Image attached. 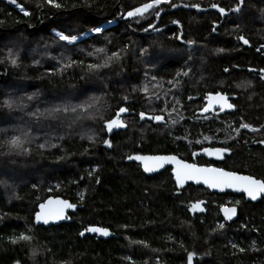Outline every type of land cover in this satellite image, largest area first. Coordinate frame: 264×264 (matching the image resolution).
Wrapping results in <instances>:
<instances>
[{
	"label": "trees",
	"instance_id": "trees-1",
	"mask_svg": "<svg viewBox=\"0 0 264 264\" xmlns=\"http://www.w3.org/2000/svg\"><path fill=\"white\" fill-rule=\"evenodd\" d=\"M18 2L30 16L0 0V129L5 130L0 141L27 132L31 143L25 146L31 151L0 147V264H187V252L195 253L192 264H264V197L249 202L243 195L214 194L193 185L177 194L167 171L146 176L127 159L173 154L264 179V145L256 143L264 140V130L233 131L241 120L255 128L264 125V85L252 80L250 88L237 87L248 78L247 67L264 68V49L257 51L264 44V0H245L241 12L224 16L210 5L227 10L236 0H170L178 7L162 3L159 17L150 10L142 18L124 16L147 0H58L59 9L37 7V0ZM185 4H199L200 10ZM107 22L113 23L102 34L88 32ZM56 32L83 37L69 45ZM239 35L250 46L238 41ZM125 46L120 61L99 71L87 69L104 56H88L89 51L105 48L110 55ZM9 49L18 57L16 66L6 58ZM141 49L148 51L141 55ZM66 58L84 65L51 74ZM182 71L188 76L176 77ZM174 77L179 80L175 87L169 83ZM224 90L237 97L234 112L208 119L198 115L206 93ZM90 97L99 98L96 109L75 123L48 115L55 105ZM5 100L15 101L13 107ZM120 107L129 109L120 117L125 127L109 133L104 123ZM140 112L160 114L163 123L141 120ZM106 139L111 147L103 143ZM221 146L231 149L221 161L193 159L200 149ZM49 197L76 206L69 223L33 224L39 203ZM200 200L204 212L191 215L190 204ZM220 205L235 206L236 221L224 223ZM218 223L224 229L213 231ZM90 226L107 228L114 237H79ZM22 232L35 238L9 243ZM133 240L147 241L149 247ZM253 241L258 250H251ZM233 243L246 251L239 253Z\"/></svg>",
	"mask_w": 264,
	"mask_h": 264
},
{
	"label": "snow or ice",
	"instance_id": "snow-or-ice-1",
	"mask_svg": "<svg viewBox=\"0 0 264 264\" xmlns=\"http://www.w3.org/2000/svg\"><path fill=\"white\" fill-rule=\"evenodd\" d=\"M7 3L15 5L17 9L25 16H30V11L25 8L21 3L18 2V0H7ZM162 3H170V0H147V2H144L140 4L137 7H133L131 10L127 11L126 17L127 18H142L145 16L146 13H149L150 10L155 12V15L159 17L160 11H159V5ZM245 4V0H236V5L233 8L225 9V7L220 6L218 4H211L210 7L216 9L217 12L220 13V15L224 16L227 15L228 12H234L239 13L242 11V8ZM44 5H48L53 8H61L62 5L58 2V0H37V7H43ZM170 6L175 8L178 7L175 3H170ZM183 7H193L197 10H200L199 4H185ZM173 24H179V21L173 20ZM149 27H151L154 31H159L158 28L154 27L151 23L149 24ZM239 27V26H238ZM145 31H148V29H144ZM213 31H215V26L213 27ZM89 33L94 34H102L104 32V28L102 25L93 26L88 29ZM56 36L59 38L60 41L66 42V44H74L78 40L77 35L72 34H65L64 32H56ZM176 39H180V36H176ZM237 40L242 42L244 45H249V40L244 35L237 36ZM189 45L194 44V41H187ZM261 49H264V44H261L259 48H257V51L259 52ZM127 51V47L120 48L119 50H114L111 52V54H107V50L105 48H95L94 51H89L87 53L88 56H92L95 53H103L104 56L102 57V63H89L87 64V69L91 71H99L102 68H108L111 66L112 63L118 62L122 59L121 54ZM147 49H141V55H144L147 53ZM217 51H223V49H218ZM6 58L9 63H11L13 66L17 65V55L13 53L11 49L8 50L6 54ZM67 62H61L60 60L57 61L59 67L54 68L52 70L51 74H55V72H63L67 68H71L73 66H82L84 65L83 60H72L71 58H66ZM0 62H3V60H0ZM36 63H39V61H36ZM225 72H228L229 69L225 68ZM249 71H258L260 73V79L264 80V69H249ZM188 71H182L176 73V77L179 76H188ZM152 80H155L156 77L152 76ZM170 84H173V87L176 86V84L179 83V80L174 77L173 80L169 81ZM252 86L251 81H242L237 85V87L242 89H247ZM143 91L145 93L148 92V87L145 85L143 88ZM33 97L28 96L27 99L31 100ZM205 100L207 103L203 106L201 109L202 113H209L210 111H213L215 109H218L219 112H223L225 108L227 109H235L236 105L234 103L229 102V96L226 93H223L221 91H216L215 93H206L205 94ZM251 98V97H249ZM189 99H193V97H189ZM15 101L11 100H5L4 105L8 108H12ZM99 103L98 97H90L87 100L81 101L80 103L72 104V103H63L59 105H55L48 109V115L51 117H58L63 116L64 118L71 119L72 123H75L76 120L84 118L85 114H88L91 116L90 110L96 109V105ZM179 103V101H177ZM129 109L127 107H120L115 112L114 116L110 119H107L104 123L105 129L111 133L114 128H123L125 127V124L123 120L120 118L121 114L127 113ZM163 111V110H162ZM218 114V113H217ZM31 115L36 116L37 119H39V115L37 113H32ZM139 117L141 120H144L146 118V114L144 112L139 113ZM204 119H208V116H204ZM148 120L154 121V122H162L164 120V117L161 115H151L147 116ZM173 123H176V121H173ZM231 127V126H229ZM240 129H247L252 132H259L261 130H264V125H261L260 128H255L251 124L244 122L241 120L239 122V126L233 131L237 132L239 134ZM5 131L4 129H0V132ZM179 138V137H178ZM234 139V137H232ZM91 139V137H90ZM205 139H209V137H205ZM196 143H200L199 140L195 141ZM31 143V140L29 138V133L22 132L19 135H12L2 141H0V147H7L9 151L11 150H19L22 152H30L31 149L26 147V144ZM103 143L111 147V143L109 140H104ZM256 143H259L261 145H264V140L256 141ZM45 147V144H40L39 148L43 149ZM52 147H56V145H52ZM203 152L205 155L209 156H215L218 159H223L224 155L226 153H231V149L227 146H221V147H215V148H204ZM196 153H193V156H195ZM128 160H134L138 161L142 167L143 171L145 173H152L154 171H157L158 169L163 168L166 164L174 165L172 168V174L175 179L176 187H177V194L179 193V189H182L185 187L186 182L188 181H194L196 184H203L209 189H218L220 192H225L226 189H230L235 192H242L246 194L247 198H249L252 201L257 200L258 197L261 195H264V179H258L254 177L253 175H242L238 174V172L234 170H225L222 167H214V166H198L195 163H187L182 160H177L176 156L174 155H128ZM91 175V174H90ZM99 183V179L96 181ZM81 199H83V195H81ZM204 203L203 200H200L198 202L192 203L189 206V211L196 213V212H203L204 208L201 207V205ZM236 204H239V201H236ZM39 211H36L34 213V224H43L48 225L50 221H59V220H65L69 219L68 216L65 215V209L66 208H75L74 204L69 203L67 200H60L56 199L53 200L49 198L48 200L39 203L38 205ZM220 212L223 213L224 221H231L234 216L237 215V209L235 206L227 207L224 205H220ZM3 217H0L2 219ZM225 224L224 223H218L216 225V228L213 229V231L222 230L224 229ZM32 229L29 228L26 230L27 233H31ZM26 232L20 233L18 236H12L9 237V243L16 245L20 242H31L35 237L31 234H26ZM85 233H96L100 236H108L109 230L107 228L103 227H94L90 226L87 228H84L83 231L79 233L80 236H84ZM171 239V237H169ZM132 244H138L145 248L149 247V244L147 241L144 240H133L130 241ZM182 246V245H181ZM233 249H236L239 253H243L246 251L245 248L240 247L238 244L233 243L231 245ZM251 250L255 251L258 250L255 245V241L252 242ZM151 251L156 252L159 251L158 249H151ZM235 254V253H234ZM195 253L194 252H187V264H192L193 257ZM36 256L35 250L32 251V257ZM129 261H131V257L127 258ZM13 264H20L19 260H16L13 262ZM131 264H134V262H131ZM157 264L159 262L157 261Z\"/></svg>",
	"mask_w": 264,
	"mask_h": 264
},
{
	"label": "water",
	"instance_id": "water-1",
	"mask_svg": "<svg viewBox=\"0 0 264 264\" xmlns=\"http://www.w3.org/2000/svg\"><path fill=\"white\" fill-rule=\"evenodd\" d=\"M204 97H205V96H204ZM206 103H207V101L205 100V98H203V106H204ZM203 106H202V108H203ZM202 108H201V109H202ZM201 109L197 112L200 116H205V115L208 114V113H202V112H201ZM215 110H218V109H215ZM215 110H213V111H215ZM232 110H234V109H227V108H225V110H224L223 112H221V113L230 112V111H232ZM213 111H210V112H213ZM210 112H209V113H210ZM123 114H124V113H123ZM123 114H121V115H123ZM174 156H175V155H174ZM224 156H225V155H224ZM194 157H203V158H207V159L214 160V161H221V160H222V159H218V158L215 157V156L205 155L204 152H203V149H202V150H199L198 152H196V155H195ZM176 158H177V160H182V159L178 158L177 156H176ZM182 161H184V160H182ZM137 162H138V161H137ZM184 162H186V161H184ZM187 163H189V162H187ZM138 164H139L140 167H141V171H142L143 174H145L146 176H152V175H155V174H158V173L163 172V171L166 170L167 168H170V169H171L170 174H171V176H172V180H173V182H174V184H175V187H176L175 179H174V176H173V174H172V168L174 167V165L166 164L163 168L158 169L157 171H154V172H152V173H145V172L143 171V167H142V165H141L139 162H138ZM197 165H198V164H197ZM198 166H205V167H206V166H209V165H198ZM214 167H217V166H214ZM238 174H239V173H238ZM242 175H243V174H242ZM188 185H193V186H195V187H203V188L209 190L211 193H214V194H225V193H229V194H233V195H243V196L246 198V200H248L249 202H257L261 197H264V195H261L260 197L257 198V200L252 201V200H250L249 198H247L246 194H244V193H242V192H235V191H232V190H230V189H226L225 192H220L218 189H209V188H207V187H206L205 185H203V184H196L194 181H188V182H186L185 187L188 186ZM185 187H184V188H185ZM176 188H177V187H176ZM184 188H182V189H184ZM179 190H181V189H179ZM49 198H51V199H53V200H56V199L66 200V199H63V198H61V197H49ZM49 198L45 199L44 201L48 200ZM44 201H43V202H44ZM67 201H68V200H67ZM68 202L71 203L70 201H68ZM71 204H72V203H71ZM204 204H205V201H204V203L201 205V207L204 208ZM225 206H226V205H225ZM227 207H232V206H227ZM236 209H237V208H236ZM75 210H76V206H75L74 209H73V208H66V209H65V215L69 217V214L73 213ZM204 210H205V208H204ZM36 211H39V207H37V210H36ZM188 212H189L191 215H193V214H202L204 211H203V212H196V213H193V212H190V211H189V208H188ZM219 212H220V209H219ZM220 216H221V218H222V220H223L224 223H226V224H230V223L236 221V219H237V217H238V212H237V215L234 216L233 219H232L231 221H224V217H223V213H222V212H220ZM69 221H70V218H69V219H65V220L54 221V222L50 221V223H49L48 225H43V224H38V225H37V224H34V215H33V224H34L35 226H42V227H44V228H49V227H51V226H59L60 224H66V223H69ZM109 233H110V231H109ZM85 236H96V237H103V238L108 237V236H109V237H114V235H113L112 233H110L108 236H100V235H98V234H96V233H85V235H84L83 237H85ZM79 237L82 238V236H80V235H79Z\"/></svg>",
	"mask_w": 264,
	"mask_h": 264
},
{
	"label": "flooded vegetation",
	"instance_id": "flooded-vegetation-1",
	"mask_svg": "<svg viewBox=\"0 0 264 264\" xmlns=\"http://www.w3.org/2000/svg\"><path fill=\"white\" fill-rule=\"evenodd\" d=\"M257 69V70H259V69H264V68H262V67H247L245 70V75H247L246 77H248L247 79H245L246 81H251V83L254 81V82H259V83H261V84H263L264 85V80H261L260 79V73L258 72V71H255V72H253V71H249V69ZM253 80V81H252ZM257 80V81H256ZM253 84V83H252ZM221 92H223V93H226L228 96H229V102L230 103H234L235 105L237 104L236 103V101H237V97L235 96V95H233V94H231V91L229 92V90H224V91H221ZM209 93H215V92H209ZM203 102V101H202ZM203 106V105H202ZM237 109V106H236V108L234 109V110H232V111H230V112H225V113H221V112H219L218 110H215V111H213V112H210V113H208L206 116H208L209 118H217V117H221V116H224V115H227V114H229V113H232V112H234L235 110ZM218 113V114H217ZM199 115V114H198ZM147 117V116H146ZM149 121V120H148ZM154 122V121H153ZM155 123H157V124H159V123H163V121L162 122H155ZM148 124H150V123H148ZM206 148H215V147H206ZM204 149V148H203ZM200 150H202V149H200ZM199 151V150H198ZM197 151V152H198ZM194 153H196V152H194ZM142 155H173V154H142ZM175 156H177V155H175ZM178 157V156H177ZM178 158H180V157H178ZM194 158H201V157H194L193 156V159ZM181 159V158H180ZM183 160V159H182ZM184 161H186V160H184ZM186 162H189V163H195V164H197L196 162H194V161H192V162H190V161H186ZM136 163H138L137 161H136ZM198 165H202V164H198ZM140 166V165H139ZM212 166V165H211ZM140 169H141V167H140ZM165 171H167L169 174H170V171H171V169L170 168H167L166 170H164L163 172H165ZM163 172H161V173H163ZM158 174H160V173H158ZM155 175H157V174H155ZM171 175V174H170ZM152 176H154V175H152ZM172 177V176H171ZM225 194H228V195H231V194H229V193H225ZM225 206V205H224ZM226 206H232V205H226ZM220 209V208H219ZM219 214H220V212H219Z\"/></svg>",
	"mask_w": 264,
	"mask_h": 264
},
{
	"label": "rangeland",
	"instance_id": "rangeland-1",
	"mask_svg": "<svg viewBox=\"0 0 264 264\" xmlns=\"http://www.w3.org/2000/svg\"><path fill=\"white\" fill-rule=\"evenodd\" d=\"M125 18H127L126 17V15L124 16ZM113 22H107V23H104L102 26H103V28H105V27H107L108 25H110V24H112ZM88 34H85L84 36H87ZM81 37H83V36H80V37H78V39L79 38H81ZM158 115H160V114H158ZM162 116V115H161Z\"/></svg>",
	"mask_w": 264,
	"mask_h": 264
}]
</instances>
